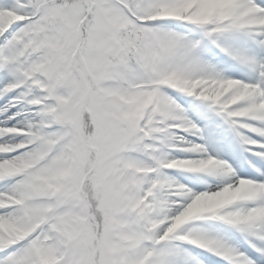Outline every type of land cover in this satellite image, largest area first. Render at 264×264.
<instances>
[{
    "label": "snow or ice",
    "instance_id": "obj_1",
    "mask_svg": "<svg viewBox=\"0 0 264 264\" xmlns=\"http://www.w3.org/2000/svg\"><path fill=\"white\" fill-rule=\"evenodd\" d=\"M0 264H264V0H0Z\"/></svg>",
    "mask_w": 264,
    "mask_h": 264
}]
</instances>
